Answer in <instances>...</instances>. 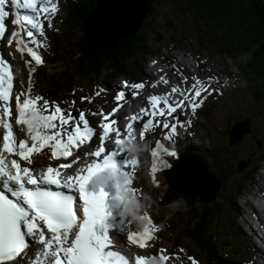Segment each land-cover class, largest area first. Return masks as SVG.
I'll return each mask as SVG.
<instances>
[{
  "label": "snow or ice",
  "instance_id": "snow-or-ice-1",
  "mask_svg": "<svg viewBox=\"0 0 264 264\" xmlns=\"http://www.w3.org/2000/svg\"><path fill=\"white\" fill-rule=\"evenodd\" d=\"M5 4L6 0H0V41H3L0 52L15 41L17 51H26L35 64H42L41 55L29 41L47 47L33 37L35 32L40 37L45 36L42 20L52 27L57 3L53 0H11L16 11L10 23L17 25L20 31H12L7 36L9 12L5 10ZM20 9H26L28 13L22 14ZM22 35L27 39L21 38ZM184 79L187 82L188 78ZM191 79L194 83L187 90L171 89V93L183 97L181 101H173L167 94H153L147 98L150 107L141 109L142 116L131 117L133 121L148 117L139 132L141 141L145 139L146 130L150 133H154L156 127L168 130L150 149L153 185L157 187L154 174L170 167L166 157L177 156L171 145L178 134L177 127L184 126L171 123L167 117L182 108L184 100L189 102L194 114L203 103V99L196 101L195 98L201 97L210 86L195 77ZM13 80L10 64L0 58V264H133L115 250L116 235L124 233L128 227L123 217L134 211L129 207L132 203L130 194L138 191L132 184L138 159L130 154L128 147L136 139L133 124L128 123L126 129H121L116 119L109 118L119 110L122 101L127 102L125 91L116 92L114 102L117 106L109 114L105 115L102 110L90 112L102 117L100 123L90 125L83 111L73 117L55 101L33 95L31 82L24 92L14 93ZM124 86L140 90L145 83L129 85L124 82ZM104 91L100 89V92ZM132 95L135 98L137 92ZM85 99L91 103L89 97H81V101ZM13 100L15 117L12 116ZM157 117L160 119H155ZM185 123L190 126L191 121ZM109 142H114L115 147H108ZM44 149L50 151L51 158L69 162L39 170L21 166L19 161L32 165L33 155ZM7 156L18 157V160L13 158L9 162ZM65 169L72 171L69 174L63 171ZM117 217L121 218L119 222ZM140 218L146 222L142 233L129 230L126 240L144 249L155 239L157 229L147 214ZM165 253L166 249H160L158 256L165 264L178 258L175 254ZM154 259L136 256L134 264H152ZM189 260L191 264H197L194 258L189 257Z\"/></svg>",
  "mask_w": 264,
  "mask_h": 264
},
{
  "label": "rangeland",
  "instance_id": "rangeland-1",
  "mask_svg": "<svg viewBox=\"0 0 264 264\" xmlns=\"http://www.w3.org/2000/svg\"><path fill=\"white\" fill-rule=\"evenodd\" d=\"M154 5L156 6V0H154L153 6ZM157 7L159 11L162 10V7L160 5H158ZM119 10L120 9L118 8L115 11V16L117 18H120L121 16V13L119 12ZM64 13H65V10L63 11V14ZM55 16L57 17L58 14H55ZM151 20L152 18L150 17L147 19V22ZM156 23L157 22L152 24V22H150L149 26L151 27H145L146 30L144 29V27L141 29V30L143 29L145 30L144 33L147 37L146 43H148V45L153 44L154 48H157L158 47L157 43H158V45L161 46V49L154 52L147 60L140 59V61H136V66L134 67V69L138 71L142 76L141 82L145 83V87L143 89L134 90L129 87H125L124 82H127V83L129 82L121 79L119 81L120 84L117 86H115L117 81L113 83L112 85L110 84L111 86H109L108 84L106 86V90H109V91L100 92V95L97 98L91 100V103H89V101H87L86 99L81 101V97H86V95H80V94L75 95V96H73V94H63L62 96L59 97V101L56 103L62 109H65L66 113L71 112L73 117H78L79 111H83L86 115V119L91 123L90 125L92 124L97 125L98 123L101 122L102 117L99 114L91 115L89 113L90 112L99 113L102 110L105 115L109 114L111 112V109L117 106L116 103L114 102V96L116 95V92L121 89L125 91L126 93L127 102L123 103L122 101V104L124 105H122L123 108L122 109L119 108V110H123L126 107L129 108L131 105H133V103L137 104L140 107L139 109L140 112H141V108L148 109L150 106L148 105L147 98H143V97L149 96V94L145 95V93L148 92L147 91L148 87L149 89L155 88L151 86L154 83H151V80L148 78V75H147L149 72V69L150 71H152L151 67L153 63H155L157 60L164 61L165 62L164 69L166 73L165 75H162V77H167L169 79L170 78L176 79L175 78L176 74L181 75L180 72L189 74L190 72H192L190 70V68L192 67L197 69V64L192 58L193 57L192 53L194 52L193 51L194 49L192 48V46L173 49L170 44L165 43V42L170 41L171 30L165 27H159L157 29V27L154 26L156 25ZM178 25H182V27H185L186 24L185 22H181L179 24H176V26ZM78 27L79 26L72 27L73 30L71 32V36H73L72 41L74 42L79 41L82 37L85 36V27H83L82 29ZM153 27L156 28L157 32L153 30ZM118 30L121 31L119 27H118ZM43 31L45 33L44 37L48 39L45 41H48L47 42L48 45L50 44L49 46H51L50 28H47V26H43ZM123 32L125 33V31ZM140 32L142 31H139L138 33ZM49 33H50V36H49ZM158 34L161 35L159 38H158ZM182 39L184 43L187 42L185 35L183 34H182ZM1 45L3 46V44ZM14 49H16V47ZM5 51L7 50L5 49ZM17 54L18 55H16L15 53V58L12 59V62L14 64V70L17 73L16 74L14 72V74L17 77V80H16L17 85H15V89H16L15 92H24L25 90L28 89L29 82H30V81L28 82V78H30V75H29V71L26 68L25 61L23 59L21 60V55L19 56V54H23V53L17 51ZM160 56H162V58ZM203 56L206 57V60H208L206 64L204 63V67H206V69L209 70V67L213 68L214 67L213 65L216 64L218 67V70H216V72L219 75L231 81L234 80L235 85H239L241 87L246 86V89L238 91V92H233L235 90L233 88L231 90V93H227L224 96V97L228 96V98H224V99L220 98L217 101L216 108L211 114H207L205 112L208 109L210 104L204 109L205 106L202 103V105L198 107V109H204L201 112V115H203L204 119H203V123H199V126L196 127L199 143H196L195 140L191 143V140H189L184 145H181V147H185L186 144L188 143L189 147L193 146L194 149L196 147L197 148L196 151H198L199 153H203L204 155L210 154V151L211 153H213V155H214V152L218 153L214 158V163L213 164L211 162L209 163L212 166L217 165V166H220L222 169L229 171V176L226 179V188L225 190L223 189L224 190L223 192L226 195L225 197L229 199L232 198L233 202H231L230 200L229 201L226 200V198L225 200L221 199V205L219 207L215 206V209L216 211L220 213L219 214L220 218L218 219L220 224L225 223V225H228V223L231 222L230 230H235L238 234L232 240H228V245L230 247L221 248L219 250V254L223 255V253L226 252L227 255L223 256V258L234 261L238 264H244L245 261H247L248 264H253V261L255 264H258L256 263V260H255L256 251L254 249V245L249 240V237L245 231V229L248 228L247 225H245L246 221H248V217L252 216L250 213L251 211H249V206H247V204L249 203L245 201V197L244 199L241 198V200H238L237 197L244 196V193L249 192V191L251 192V194H253L255 192V188H254L255 183L257 184V186H259V184L264 181V173L262 171L261 172L259 171L254 176V179L249 186L250 187L248 189L249 191H244V192H241L240 194L239 192H234V190L236 189L235 186L238 187L241 183L240 181L237 180L238 176L234 178L230 177L231 172L237 165V161L239 159H244L247 157V153L253 152L252 159L255 160L257 156L264 151V119L259 117L258 110L260 106H259V103H257V101L254 99L255 98L254 96L257 95V92H256V89L253 87V85L247 82L246 75L244 74L242 69L239 67V63L235 62L233 59L224 60V59H221L220 57L211 56V55L208 56L206 54H203ZM149 61H150V65H149L150 67H148L147 65ZM223 63L225 65H223ZM199 71L200 70L198 69V72ZM205 75L207 76L209 80L214 77V76L212 77L213 74H209L207 72L205 73ZM204 80L205 79H203V81ZM216 81H217L216 83H212V84H215L216 89L220 90L224 82L218 81V79ZM133 83H140V82L133 80ZM38 87L32 85L31 92L33 95H39V92H40L41 94L40 96H42V91L45 88L44 83L42 81L41 82L39 81ZM87 87L88 86L86 85L85 88ZM134 91L137 92V95L135 96V98L132 95ZM139 96H140V100L138 99ZM21 99H23V97H21ZM13 106H14V103H13ZM262 107L264 108V106ZM236 108H238V112L235 111ZM235 112L237 115H240L241 118L251 117L253 120V123L250 125L249 133L246 134L242 138V140L239 141L240 143L238 142V143L232 144L229 137L225 138L223 136L225 135L229 127L228 125H231V123L236 119L235 114L231 115V113H235ZM117 113L118 111L115 114L117 115ZM196 114H198V111L196 112ZM15 115H16V112H14V117ZM223 116L225 118H223V120L220 121V119ZM91 119L95 120V123H93ZM147 119L148 117H145V119H143L140 122L139 124L140 130L142 129L143 122L146 121ZM219 123H222V126L216 129ZM156 129L157 127L155 128V131ZM215 130L220 136H222L220 145L218 147L217 145L219 142V136L215 132ZM191 132H192L191 127H187L185 129V134H191ZM155 134H156L155 138L160 136V132H156ZM135 137H136L135 140L137 141L136 144L146 145L147 148L145 151L140 152V153H134V154L131 153V155L133 154V156L137 157L138 166H141L142 168L139 171H136L135 172L136 176L134 175V177L132 178V181L134 182L133 187L138 190L136 193L130 194L132 196L131 209H134V211L131 212L130 214H126L123 217V219L125 220V223L128 225V227L125 229V232L129 230H133L138 233H142L143 227L146 222L143 221L142 227L138 226L137 224L139 221L138 216L140 214H144L149 205H154V208L156 207L158 208V206L160 205V197H157L155 193L156 186L153 185V179H152L153 174L151 173V169H150V164L152 161L151 156H150V149L154 145L155 140H150L148 138L147 139L145 138L146 140L141 141L138 139V136H135ZM253 138H256L257 140H260V142H262V146L259 149H257L255 146L252 145ZM225 139L227 142L226 145L229 148L223 145ZM132 143H135V142L133 141ZM70 159L72 158H69V160ZM32 160H33V166L35 167H42V166L49 165L50 163H55L54 162L55 159L51 158V153L48 149H44L40 154H34L32 157ZM37 161L39 162L38 164H37ZM25 164H27V162ZM251 167H252V164H248L243 171ZM157 172H160V170H158ZM159 178H162V176H159ZM189 200L197 201L194 199L193 200L189 199ZM183 204H185V202L182 200L180 201L179 204H175L173 207L171 206L172 208L169 207L167 210V214H168L169 222H170L168 229L172 233L165 231L161 235L158 234V237L155 236L156 239L149 242L150 246L144 249H140L138 246L127 242L126 235H124L125 232L122 234L118 233L117 238L120 240L118 241L119 246L125 249L127 252H129V254L134 259L136 256L154 257L155 259L152 261V264H165V262L160 261L158 259L159 250L166 249V246L168 247L173 246V252L168 253L166 251L165 254L169 256H172L173 254H175V256L178 258L171 259L170 261L167 262V264H191L189 257L194 258L197 261V264H205L204 257L201 255L200 251H198V249L192 243V241L195 243V239H192L188 236H185L186 238L181 239L182 234L187 230V228L185 227L187 226V223L185 224L184 219L182 220L180 215H177L175 211L183 209ZM228 205H230V207ZM221 208L224 210V213ZM244 210H247V211H244ZM248 212H249V216H248ZM220 231H219L218 223L215 224L212 229V232L219 233ZM230 234H234V232L231 231ZM157 238H163L164 240H167V243L162 244L160 242V245H163V247L157 246V243L160 241V240L157 241ZM181 249H183V251H180ZM238 252L243 253L242 254L243 257L242 256L237 257ZM228 254H230V256H228ZM234 256L236 257V259L232 258Z\"/></svg>",
  "mask_w": 264,
  "mask_h": 264
},
{
  "label": "trees",
  "instance_id": "trees-1",
  "mask_svg": "<svg viewBox=\"0 0 264 264\" xmlns=\"http://www.w3.org/2000/svg\"><path fill=\"white\" fill-rule=\"evenodd\" d=\"M167 9L172 10L173 14L186 21L191 27L176 28V24L171 15H167L165 20L167 26L175 31L187 34H196L200 43L206 48L214 46L221 55L231 56L239 63L247 79L253 85L257 92V98L264 102V0H160ZM96 0H76L69 1L67 16L62 20L65 32L53 40V54L44 59L43 70L30 64L31 73L34 74V82L41 79L44 83V99L49 101L58 100L62 92H70L73 84V78L77 75L81 79H87L92 84L91 92L97 90L96 79L102 78L101 82H109L112 78L127 75L134 78L137 74L134 67L136 61L140 59L147 60L154 48L153 44L146 43L145 27L142 32L135 36L128 37L115 47L100 49L85 41L82 37L79 41H72V27L82 29L88 21L91 13L96 9ZM158 14L152 12V22H155ZM187 28V29H185ZM75 29V28H74ZM156 32V29H155ZM141 36V37H140ZM178 40L181 36H177ZM159 38V37H158ZM180 41V40H179ZM209 44V45H208ZM186 46V44H184ZM157 46L158 43H157ZM65 49H68L65 51ZM71 68L76 73H69ZM34 69V71H32ZM52 71V72H50ZM106 73L103 74V73ZM63 80L56 79L64 77ZM106 79V80H105ZM90 95L92 96V93ZM256 148H259L257 145ZM253 153V152H252ZM217 152L205 155L206 158H215ZM258 163L253 162L251 168L242 171L247 165L249 159L243 162L244 169H240L239 162L230 177L238 176L240 181L238 187L235 186L234 192L239 194L246 190L252 183L254 176L259 172V163L264 161V153ZM171 157V156H170ZM173 158V157H171ZM179 159V155L174 157ZM174 159L169 163L175 164ZM205 161V160H204ZM240 170V171H239ZM242 171V172H241ZM216 173L221 179L222 187L226 184V170L217 168ZM155 180L158 184L156 194L160 197V205L154 208L157 221L166 218V207L176 202L184 201L183 209L178 210L177 214L187 223V230L182 236H188L195 239L200 252L204 255L206 264H216L213 257L220 247H229L228 240L231 239L228 228L218 222L219 212L215 206L221 205V199H225L224 190L218 194V200L214 204L203 205L199 201L185 199L175 193L168 185L167 181L160 174H156ZM232 200V198H226ZM220 209V208H219ZM217 217V218H216ZM210 221V222H209ZM219 225V233L212 232L215 224ZM224 226V227H223ZM184 227V228H185ZM224 232V233H221Z\"/></svg>",
  "mask_w": 264,
  "mask_h": 264
},
{
  "label": "water",
  "instance_id": "water-1",
  "mask_svg": "<svg viewBox=\"0 0 264 264\" xmlns=\"http://www.w3.org/2000/svg\"><path fill=\"white\" fill-rule=\"evenodd\" d=\"M151 3V0H101L84 25L85 40L106 49L135 36L150 12ZM118 8L120 18L115 16ZM165 175L177 193L189 199H200L203 203L213 202L221 186L206 172L201 159L190 155L183 156L181 162Z\"/></svg>",
  "mask_w": 264,
  "mask_h": 264
},
{
  "label": "bare ground",
  "instance_id": "bare-ground-1",
  "mask_svg": "<svg viewBox=\"0 0 264 264\" xmlns=\"http://www.w3.org/2000/svg\"><path fill=\"white\" fill-rule=\"evenodd\" d=\"M8 34H6V36H7ZM50 45V44H49ZM0 47H2V45H1V42H0ZM68 49H65V51H67ZM0 58H3V59H5L6 61H8V63L10 64V66H11V68H12V70H13V76H14V80H13V84H14V88H13V91H14V93H15V85H17V82H16V80H17V77H16V75L14 74V68H13V63H12V58L10 57V56H8V53H7V51H3V52H0ZM158 71V70H157ZM159 73H160V75H165V69H163V70H160V71H158ZM180 74H185V73H183V72H180ZM189 74H192V75H195V74H200V72H190ZM167 75V74H166ZM153 76V75H152ZM150 78H151V76H150ZM176 78V77H175ZM217 76H214L213 78H211L210 80L208 79V78H205V80L203 81L202 80V82L203 83H205V84H209V85H213L212 83H216L217 81ZM16 82V83H15ZM221 84V83H220ZM146 90V89H145ZM144 98V97H143ZM139 100H140V96H139V98H138ZM138 100V101H139ZM137 101V102H138ZM13 102H14V100L12 101V109H13ZM124 103V102H123ZM134 104V103H133ZM122 105H124V104H122ZM142 106V105H141ZM147 106V105H146ZM139 108L137 107V106H133L132 107V113H137V112H139V110H138ZM145 109V108H144ZM111 111H112V109H111ZM236 115V114H235ZM232 117V116H231ZM92 118V117H91ZM98 119V118H97ZM111 119H116L117 120V122L118 121H120L121 120V115H115L114 114V116H111ZM91 121L93 122V123H95V120H93V119H91ZM91 124V123H90ZM93 125V124H92ZM228 126H230V125H228ZM135 129H136V127H135ZM122 134H123V132H122ZM195 146V145H194ZM193 147V146H192ZM142 167L141 166H137L136 168H135V172L136 171H139L140 169H141ZM240 171V170H239ZM136 176V175H135ZM259 186H260V188H261V193H260V195H259V198H264V181L262 182V183H260L259 184ZM167 223V222H166ZM156 229L157 230H159V228H157L156 227ZM34 251V250H33ZM243 254V253H242ZM243 257V256H242ZM245 259V258H244Z\"/></svg>",
  "mask_w": 264,
  "mask_h": 264
},
{
  "label": "clouds",
  "instance_id": "clouds-1",
  "mask_svg": "<svg viewBox=\"0 0 264 264\" xmlns=\"http://www.w3.org/2000/svg\"><path fill=\"white\" fill-rule=\"evenodd\" d=\"M131 153H140L146 150L147 146L143 144L132 143L128 146Z\"/></svg>",
  "mask_w": 264,
  "mask_h": 264
}]
</instances>
